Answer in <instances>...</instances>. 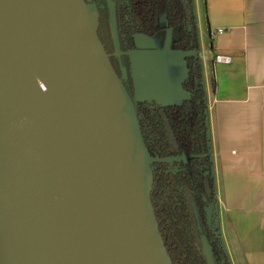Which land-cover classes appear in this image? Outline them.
Segmentation results:
<instances>
[{
	"label": "water",
	"instance_id": "water-1",
	"mask_svg": "<svg viewBox=\"0 0 264 264\" xmlns=\"http://www.w3.org/2000/svg\"><path fill=\"white\" fill-rule=\"evenodd\" d=\"M98 25L84 0H0V264L14 261L8 207L29 228L33 264H170L134 107ZM151 40L134 38L138 50ZM202 252L212 264L205 239Z\"/></svg>",
	"mask_w": 264,
	"mask_h": 264
},
{
	"label": "crops",
	"instance_id": "crops-1",
	"mask_svg": "<svg viewBox=\"0 0 264 264\" xmlns=\"http://www.w3.org/2000/svg\"><path fill=\"white\" fill-rule=\"evenodd\" d=\"M194 13L214 225L229 264H264V0H194ZM149 43L130 54L135 98L182 102L184 55ZM217 55L230 62H215Z\"/></svg>",
	"mask_w": 264,
	"mask_h": 264
},
{
	"label": "trees",
	"instance_id": "trees-1",
	"mask_svg": "<svg viewBox=\"0 0 264 264\" xmlns=\"http://www.w3.org/2000/svg\"><path fill=\"white\" fill-rule=\"evenodd\" d=\"M99 12L98 38L109 62L130 98L147 152L152 176L149 201L157 231L170 264H208L198 245L194 211L203 226L213 264H229L219 237L206 227L204 209L213 206L212 162L208 155L206 91L194 0H112L115 8L118 53L114 55L105 0H84ZM173 31L170 50L184 55L186 99L178 104L136 100L130 53L138 50L134 38L154 39ZM186 153V163L168 161Z\"/></svg>",
	"mask_w": 264,
	"mask_h": 264
},
{
	"label": "bare ground",
	"instance_id": "bare-ground-1",
	"mask_svg": "<svg viewBox=\"0 0 264 264\" xmlns=\"http://www.w3.org/2000/svg\"><path fill=\"white\" fill-rule=\"evenodd\" d=\"M10 224L17 228L16 234L12 239V249L14 254L13 264H33L31 257H29V246L27 239L29 234V228L22 226V221L19 216V212L8 207ZM29 234V235H28Z\"/></svg>",
	"mask_w": 264,
	"mask_h": 264
},
{
	"label": "flooded vegetation",
	"instance_id": "flooded-vegetation-1",
	"mask_svg": "<svg viewBox=\"0 0 264 264\" xmlns=\"http://www.w3.org/2000/svg\"><path fill=\"white\" fill-rule=\"evenodd\" d=\"M106 1V7H107V0H105ZM113 3V2H112ZM114 5V4H113ZM115 9V8H114ZM98 10V9H97ZM99 13V12H98ZM107 17H108V7H107ZM100 18V17H99ZM115 21H116V18H115ZM108 22H109V18H108ZM109 29H110V27H109ZM116 30H117V27H116ZM110 35H111V33H110ZM118 36V35H117ZM111 40H112V38H111ZM112 44H113V41H112ZM113 48H114V45H113ZM114 55L116 56V57H118L119 56V53L118 52H116L115 51V49H114ZM122 67L120 66V73H121V76L120 77H122ZM131 74H132V70H131ZM133 78V77H132ZM133 83H134V81H133ZM134 98H135V87H134ZM181 103V102H180ZM208 141H209V139H208ZM208 147H209V142H208ZM208 155H209V151H208ZM209 157H210V155H209ZM190 158V156H188L186 153H182L180 156H177V157H175V158H170V159H168V161H180V162H183V163H186L187 161H188V159ZM211 160V159H210ZM211 174H212V170H211ZM212 180H213V174H212ZM213 188H214V182H213ZM215 190H214V203H213V206H207V207H205V209H204V218H205V225H206V227L207 228H209V229H211L212 231H213V233H215L218 237H219V240H220V242H221V239H220V236H219V234H218V232H217V230H216V228H215V225H214V220H213V214H214V205H215ZM207 208H210L211 209V211H212V218H211V223H210V225H207V220H206V213H205V210L207 209ZM190 211H191V215H192V219H193V225H194V229H195V232H196V236H197V241H198V245H199V247H200V250H201V253H202V255L204 256V254H203V252H202V241H203V239H205L206 240V242H207V239H206V237H205V233H204V230H203V226L201 225V223H200V221H199V219H198V217H197V215H196V213H195V211H194V208H193V206H192V204H190ZM198 227H199V230L201 231V233H202V235H203V238H202V240H200V238H199V231H198ZM207 244H208V242H207ZM221 245H222V242H221ZM209 246V245H208ZM210 248V247H209ZM222 248H223V245H222ZM223 250H224V248H223ZM211 252V251H210ZM224 253H225V251H224ZM226 254V253H225ZM205 257V256H204ZM206 259V258H205ZM228 259V258H227ZM229 262V261H228ZM212 264H213V260H212Z\"/></svg>",
	"mask_w": 264,
	"mask_h": 264
},
{
	"label": "rangeland",
	"instance_id": "rangeland-1",
	"mask_svg": "<svg viewBox=\"0 0 264 264\" xmlns=\"http://www.w3.org/2000/svg\"><path fill=\"white\" fill-rule=\"evenodd\" d=\"M173 31L171 30H164L163 32H161L160 34L156 35L154 39H152V43L153 44H156L158 46H165L166 44H169L171 43L172 41V36H173ZM135 52V51H133ZM131 52V53H133ZM198 231H199V238L200 240H202L203 238V235L201 233V231L199 230V227H198Z\"/></svg>",
	"mask_w": 264,
	"mask_h": 264
},
{
	"label": "built area",
	"instance_id": "built-area-1",
	"mask_svg": "<svg viewBox=\"0 0 264 264\" xmlns=\"http://www.w3.org/2000/svg\"><path fill=\"white\" fill-rule=\"evenodd\" d=\"M218 32H221V30H219ZM214 61L219 63H229L230 59L228 57L217 55L215 56Z\"/></svg>",
	"mask_w": 264,
	"mask_h": 264
}]
</instances>
